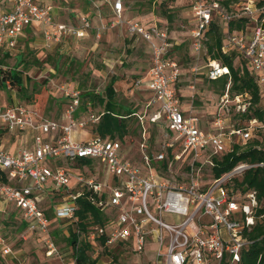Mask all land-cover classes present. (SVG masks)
<instances>
[{
    "label": "built area",
    "instance_id": "2783aa9c",
    "mask_svg": "<svg viewBox=\"0 0 264 264\" xmlns=\"http://www.w3.org/2000/svg\"><path fill=\"white\" fill-rule=\"evenodd\" d=\"M125 1L110 0L115 16L109 23L101 22L96 28V38H101V32L106 28L126 26L131 36L150 44L152 55L147 84L152 97L147 108L153 111L148 114L149 121L165 126L175 139L167 144L166 151L155 155L154 160L168 158V149H175L179 142L181 152L173 154L167 172L179 160L185 159L182 174L175 180L162 177L153 170V161L147 154L142 164L134 163L126 158L119 140L99 135L86 141L75 140V131L96 124L100 115L87 103L86 113L76 117L82 92L69 83L62 87L69 100L64 113L66 123L48 118L38 109L20 102L13 105L0 103V129L5 128L11 133H35L33 148L11 153L0 146V204L4 202L22 211L27 222L24 239L29 233L40 235L45 243V257L56 258L59 264L76 263L75 259L71 262L63 259L64 254L50 230L49 218L40 205L38 194L49 190L47 185L50 184V189L61 191L63 196V202L54 210L58 219H74L78 199L85 192L105 214L106 210H113L112 216L106 214L109 223L92 227L90 239L98 242L104 239L109 248L124 244L142 264H238L242 251L250 244L244 231L255 225L260 201L255 190L232 193L228 185L234 175L251 167H264V161L240 164L221 177L211 175L209 180L203 168L207 163L211 167L214 165V155L232 150L237 137L245 143L258 126L264 125L254 118L244 127L233 126L232 106L237 112L245 113L252 102L248 94L230 97V84L220 97L210 127L205 128L198 116L183 110L177 87L182 70L171 58L168 29L127 18L124 15ZM190 1L196 23L191 31L192 46L197 57L204 50L205 34L215 16L220 17L225 25L237 17H249L247 27L254 24L251 34L245 29L231 32L226 28L223 51L235 50L264 89V7H258L256 0H246L240 10L229 12L223 6L226 0ZM5 3L7 8L0 11V48L5 50L18 48L25 27L34 22L43 25L48 44L68 36L86 37L93 28L90 17L85 15L77 17L79 24L56 21L53 4L36 0H5ZM208 67L206 75L211 80L229 74V69L218 60L208 58ZM6 88L14 90L10 81H7ZM146 113L139 116L141 121ZM54 133H57L55 141L44 138V135ZM142 147L148 148L146 144ZM59 159L69 165L53 168L50 162ZM80 160L102 164L114 181H102L82 172L73 174L70 164L78 165ZM73 179L82 189L70 188ZM0 264H24L1 232Z\"/></svg>",
    "mask_w": 264,
    "mask_h": 264
},
{
    "label": "rangeland",
    "instance_id": "374dc122",
    "mask_svg": "<svg viewBox=\"0 0 264 264\" xmlns=\"http://www.w3.org/2000/svg\"><path fill=\"white\" fill-rule=\"evenodd\" d=\"M46 1L57 3L58 6L62 7L58 11V21L69 20L71 12L69 9L65 10L64 8L71 1L77 2L76 0ZM154 1L133 0L128 2L129 15L134 17L133 19H142L144 22L153 23L155 21L160 27L168 29L174 46H181L179 49L172 50L171 55L176 58L182 70L177 86L181 90L180 94L183 96L184 106L191 107L190 104H194L196 108L194 111H197L200 115L204 113L205 120H209L207 125L210 127L214 116L213 112L219 104V93L216 91L219 87L214 86L207 79L206 74L209 67L206 49L199 57L193 51L191 36V31L195 28L193 10L189 6L188 0H176L174 2L160 0L163 1L161 6H159V0L155 3ZM245 3L246 0H233L230 10L227 9L229 12H235L240 10ZM168 15H171L172 19H169ZM98 25H101V21ZM253 27L254 24L246 26L245 32L251 34ZM130 38V34L125 27L121 29L109 27L102 30L99 39L96 38L94 33H91L90 37H63L59 42L48 44L44 38L43 29L39 26L35 29V32L25 33L19 47L13 51L11 56L3 58L0 65L2 68L15 69L21 73L26 85L25 96L21 97L14 90L0 87V103L2 105H13L18 101L29 108H38L48 118L59 120L64 115L69 102L62 90L64 85L70 83L82 92L104 93L111 80L116 78V100L120 106L135 112L142 111L143 113L151 97L150 92L146 89L145 82L139 84L138 81L145 80L146 70L150 67L149 55L144 43L132 42ZM21 55L23 60L19 62V56ZM261 107L264 109V91ZM94 111L98 114L103 111V107L96 104ZM150 111L149 108L146 117L143 118L144 123L138 117L131 118V132L122 142L126 158L137 164L143 162L146 154L153 161L156 153L166 151L167 144L175 140L165 126L149 122L148 114L151 113ZM87 128L91 134L96 135L92 124H89ZM16 135L6 133L1 137L0 143L8 149L18 147L21 144L24 145L25 138ZM253 135L263 136L264 138V128L260 132L255 131L252 137ZM178 143L175 145L174 155L181 152L178 149ZM143 144H146L148 148L142 147ZM182 157L184 158L185 155H182ZM184 160L175 163L172 169L166 173V176L175 180L181 175L186 167V161ZM70 167L73 174L82 172L85 175L98 177L102 181L110 183L114 181L113 176L100 163L81 167L71 163ZM203 171L205 177L208 180L211 179L212 169L209 163L204 165ZM69 186L74 190L82 189L76 185L74 179ZM60 193L54 189L50 190L44 197L43 194H38L41 199L40 205L43 207V203H45V208L48 209L45 213L48 218L53 216L54 223L57 221L54 219V209L63 202V196ZM43 198H47V200H43ZM70 204H73V202ZM6 208V203L0 204V232L14 246L19 260L23 261L24 264H59L57 261L45 258V243L42 237L26 234L27 238L24 239L23 234L25 232L19 230L20 222L18 220H9V223L2 222V220L8 218V214L5 213ZM106 214L112 216L114 211L111 209L106 210ZM52 235L64 254L63 259L69 261L72 255L71 249L62 236H56L53 233ZM125 249L127 250H122L120 245L111 247L109 251L107 250L101 255L99 263L142 264L138 261V256L130 252L127 246H125ZM113 254H118L117 260H115Z\"/></svg>",
    "mask_w": 264,
    "mask_h": 264
},
{
    "label": "trees",
    "instance_id": "16d2710c",
    "mask_svg": "<svg viewBox=\"0 0 264 264\" xmlns=\"http://www.w3.org/2000/svg\"><path fill=\"white\" fill-rule=\"evenodd\" d=\"M169 1V0H167ZM172 2L176 0H170ZM157 2V1H156ZM233 0H226L223 6L230 10ZM191 7V1H188ZM258 7H264V0H256ZM163 1L159 0V6ZM264 12L262 13V15ZM172 19L171 15H168ZM250 22L249 17L242 16L231 20L227 25L218 16L214 17L209 29L205 34V47L208 58L211 60H218L223 67L229 69V74H224L217 79H207L214 86H218L216 91L220 97L225 94L228 84H230L229 95L235 97L236 95H246L251 97L252 105L245 113H239L232 106L230 111L231 123L234 127H244L250 120L256 118L264 125V109L261 107L263 99V88L256 81L255 75L251 69L246 65V62L239 56L235 50L228 52L223 51L225 41L226 28L231 32H240ZM182 45V44H180ZM181 46H173L172 49ZM172 54V51H171ZM170 54V55H171ZM171 58H176L171 55ZM23 56H19V62H22ZM238 62V64H236ZM2 59H0V65ZM113 78L107 86L104 93H96L93 91L82 92L81 104L76 112V117L85 114L87 111V103H90L94 108L96 104L103 107V111L99 112L100 119L96 124H92L93 131L96 135L111 140L124 141L131 132V118L137 117L135 111L123 108L116 100L115 82ZM7 81H10L16 93L21 97L26 94V85L19 71L15 69H6L0 67V87L6 88ZM178 87V86H177ZM7 89V88H6ZM179 94L181 90L178 88ZM181 102L183 103V96L180 94ZM28 102V101H27ZM192 110H195V105L190 104ZM218 107V106H217ZM38 109V108H36ZM39 110V109H38ZM215 108L214 112H216ZM196 115H199L197 111ZM150 122V121H149ZM264 126H258L257 132H260ZM7 133V129H0V138ZM233 143L232 150L214 155L212 157L214 165L211 167V175L215 178L231 172L240 164H257L264 161V138L263 136H253L247 142H243L240 138H236ZM174 149H168V158L163 161L152 162V168L162 177H167L166 173L169 168L170 160L174 159ZM83 164H91L89 160H80L78 166ZM54 167L58 165H69L59 159L50 162ZM228 189L232 193L242 192L246 193L248 190H255L260 201V207L257 210V218L255 225L247 228L244 231L245 237L250 241L247 248L242 251L241 261L238 264H264V167H251L240 174L232 177ZM61 192V191H59ZM62 196V193H60ZM78 209L75 212L74 219H58L55 216L56 223L53 222V216L50 217V230L56 236H62L68 247L71 249V258L75 259L76 264H100L101 255L104 254L109 247L105 246V240L95 241L90 239V232L96 224L109 223V217L89 200V193L85 192L78 199ZM8 218L2 222L9 220H18L20 222L19 230L26 231L27 222L23 219L20 212L6 211ZM9 223V222H8ZM67 233V234H66ZM61 234V235H60ZM5 236V235H4ZM6 237V236H5ZM7 238V237H6ZM14 248V246H13ZM122 250L125 245H120ZM100 249V252H99ZM111 253V252H110ZM115 260L118 259V254H113Z\"/></svg>",
    "mask_w": 264,
    "mask_h": 264
},
{
    "label": "crops",
    "instance_id": "0c3cea01",
    "mask_svg": "<svg viewBox=\"0 0 264 264\" xmlns=\"http://www.w3.org/2000/svg\"><path fill=\"white\" fill-rule=\"evenodd\" d=\"M37 2L39 3H47V4H53L55 6V9H54V14H55V19L56 21L57 20V17H58V11L59 9H62V7L59 5H57V3H52L51 1H46V0H43V1H38L36 0ZM77 2L75 3L74 1H71V3L67 4V6L64 8L65 10L69 9L71 14H70V19L69 20H66V21H58V22H68V23H74V24H79V21L77 19L78 16H82V15H85V16H89L92 23H93V28L92 30L89 32V34L86 36V37H90L91 36V33H94L95 36H96V28H98V23L99 21L101 22H106V23H109L111 22V20L114 18L115 16V12L113 10V6H112V2H110V0H76ZM133 0H126L125 1V5H124V15L127 17V18H134V17H131L129 15V5H128V2H132ZM157 1V0H155ZM154 1V3H155ZM189 1V0H188ZM7 8V5L5 3V0H0V11L4 10ZM192 9V8H191ZM138 19V18H137ZM140 20L141 22H143L145 25H151V24H156V22L154 21L153 23H150V22H144V20L142 19H138ZM196 24V23H195ZM39 26L42 27L43 29V25L40 23V22H34V23H31L29 25H27L23 31V34L21 36V39L23 38L24 34L26 33H32V32H35V29H37ZM126 28V26H118V27H115V28ZM128 31V29H127ZM44 34V32H43ZM130 34V33H129ZM169 35H170V32H169ZM86 37H83V38H86ZM130 41L132 42H142L145 44L146 46V49H147V53L149 55V64H150V60H151V55H152V50H151V46L150 44L143 40L142 38H137V37H134V36H131L130 35ZM45 38V37H44ZM66 38H76L74 36H68ZM21 41V40H20ZM98 43V42H97ZM178 43V42H177ZM179 44V43H178ZM180 45V44H179ZM174 46L173 42H171V51L173 50L172 47ZM19 47V46H18ZM14 51V50H13ZM13 51L12 50H5L3 48H0V59H3V58H7L9 56H11L13 54ZM1 67V66H0ZM150 68V67H149ZM149 68L146 70V73H145V80L142 79V83L145 82V85H146V89L150 92V97H152V91L150 90V88L148 87V72H149ZM207 76V75H206ZM7 84V83H6ZM82 92V91H81ZM150 100V99H149ZM18 102V101H17ZM149 102V101H148ZM147 102V104H148ZM147 104H146V107H145V111L142 113V111L140 112H135L134 114L137 115V117L139 118L140 115L144 114L145 112H147V110L149 108H147ZM182 108L183 110H185L186 112H189L191 113L193 116H198L200 119H201V122L203 124V126L205 128H208V125H207V122H209V120H205V115L204 113H201V115H196L195 114V111L192 110L191 107H189L188 105L187 106H184L182 104ZM191 108V110H189ZM151 113H152V109H150ZM215 112H213L214 114ZM43 114V113H41ZM44 115V114H43ZM51 119H54V118H51ZM62 123H66L67 120L65 119L64 115L62 116L61 119H59ZM142 122V121H141ZM144 123V122H142ZM151 124H154V123H151ZM158 125V124H156ZM160 126H163V125H160ZM88 128H82V129H77L74 133V139L75 140H78V141H86L88 139H90L91 137L93 136H96V135H93L91 134V132H89L87 130ZM7 133H11V132H7ZM14 135H16V133H13ZM57 134V133H56ZM55 133L54 134H50V135H44V138L49 140V141H55V137L57 136ZM17 137L19 136H23L25 138V144H21L20 146L18 147H15V148H6L2 143H0V146L4 147L6 150L10 151L11 153H18L19 150L23 149V148H33L34 144H33V140H34V136H35V133L33 131H25V132H17ZM1 139V138H0ZM20 139V138H19ZM3 140V139H2ZM18 142V141H17ZM16 145V144H15ZM123 145V143H122ZM124 148V146H123ZM124 151V149H123ZM159 153V152H158ZM158 153H156L155 155H157ZM125 154V153H124ZM154 155V156H155ZM143 161H144V158H143ZM143 163V162H142ZM141 163V164H142ZM49 188V190H45L43 192V197L46 196V194H48L50 192V190H52V188L50 189L51 187V184L50 185H47ZM46 188V189H47ZM47 200V198H43V200ZM41 208L46 212V210H48L47 208H45V203H43V207L41 206ZM45 208V209H44ZM9 209V212L10 211H16V212H20V215H22L23 217V213L22 211H20L19 209H17L16 207H13L12 205L10 204H7V208H6V211ZM55 210V209H54ZM55 215V213H53ZM24 219V218H23ZM29 234H32V235H36L38 237H41L40 235H38L37 233H29ZM67 234V233H66ZM44 252H45V249H44ZM44 256H45V253H44ZM46 258V257H45ZM48 260H52V261H57L59 262V260H57L56 258H47ZM19 260V258H18ZM17 261V260H16ZM20 261V260H19ZM23 263V261H20ZM68 262H71V259L68 261Z\"/></svg>",
    "mask_w": 264,
    "mask_h": 264
}]
</instances>
